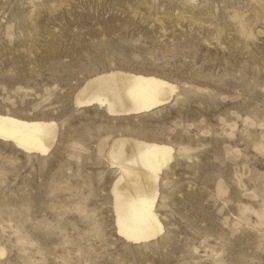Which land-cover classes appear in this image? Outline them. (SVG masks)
Returning <instances> with one entry per match:
<instances>
[{
    "label": "rangeland",
    "instance_id": "374dc122",
    "mask_svg": "<svg viewBox=\"0 0 264 264\" xmlns=\"http://www.w3.org/2000/svg\"><path fill=\"white\" fill-rule=\"evenodd\" d=\"M111 71L176 90L75 103ZM0 113L58 127L43 155L0 139V264H264V0H0ZM119 137L172 148L147 243L116 231Z\"/></svg>",
    "mask_w": 264,
    "mask_h": 264
},
{
    "label": "bare ground",
    "instance_id": "6f19581e",
    "mask_svg": "<svg viewBox=\"0 0 264 264\" xmlns=\"http://www.w3.org/2000/svg\"><path fill=\"white\" fill-rule=\"evenodd\" d=\"M175 90L176 86L163 78L111 71L88 79L73 100L81 106L96 102L108 115L124 116L159 108L170 101ZM57 129L54 120L0 113V139L13 142L27 154L47 153ZM108 155L118 171L111 188L116 231L127 242L147 243L164 230L156 213L158 182L172 158V148L119 137L111 143Z\"/></svg>",
    "mask_w": 264,
    "mask_h": 264
}]
</instances>
